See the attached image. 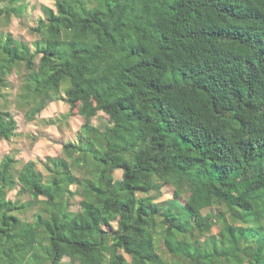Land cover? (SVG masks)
<instances>
[{"label": "trees", "instance_id": "obj_1", "mask_svg": "<svg viewBox=\"0 0 264 264\" xmlns=\"http://www.w3.org/2000/svg\"><path fill=\"white\" fill-rule=\"evenodd\" d=\"M54 4L31 43L0 28V98L18 72L30 119L66 97L84 123L41 167L0 159V264H264V0Z\"/></svg>", "mask_w": 264, "mask_h": 264}, {"label": "rangeland", "instance_id": "obj_2", "mask_svg": "<svg viewBox=\"0 0 264 264\" xmlns=\"http://www.w3.org/2000/svg\"><path fill=\"white\" fill-rule=\"evenodd\" d=\"M44 6L55 8L54 0H26V9L21 16H13L9 23L0 22V28L4 32H11L14 37L28 42H33L37 36L32 34L30 27L34 26L38 18L44 16ZM9 86L5 87L0 98V103L6 102L9 109L17 120V135L11 140H0V159L5 154L14 155L18 159V166L30 160L35 161L39 167L48 156L62 155V146L67 141L77 139L84 117L81 114H71L70 106L66 97L48 101L46 105L33 118H29L27 110L21 108L17 102L20 91L19 73L13 72L9 76ZM65 86H67L65 84ZM6 100V101H4ZM4 101V102H3ZM108 115L100 111L92 121L98 126H105ZM123 171L116 170L115 176L121 178ZM76 188V185L72 186ZM17 190L9 193V198L15 199ZM173 196V188L166 186L160 200H166ZM24 196L22 199H26ZM81 196L77 195L72 200V207L77 209ZM30 216L32 214H29ZM69 260V259H67Z\"/></svg>", "mask_w": 264, "mask_h": 264}]
</instances>
